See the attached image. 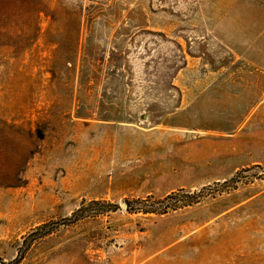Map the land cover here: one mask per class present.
Returning a JSON list of instances; mask_svg holds the SVG:
<instances>
[{"label":"rangeland","instance_id":"374dc122","mask_svg":"<svg viewBox=\"0 0 264 264\" xmlns=\"http://www.w3.org/2000/svg\"><path fill=\"white\" fill-rule=\"evenodd\" d=\"M0 264H264V0H0Z\"/></svg>","mask_w":264,"mask_h":264},{"label":"trees","instance_id":"16d2710c","mask_svg":"<svg viewBox=\"0 0 264 264\" xmlns=\"http://www.w3.org/2000/svg\"><path fill=\"white\" fill-rule=\"evenodd\" d=\"M246 169H241L237 171L233 176L228 179V183H233V186L237 184L238 180L242 176V173ZM205 188L202 187L201 190ZM201 190L199 191H184L183 189H179L177 191H172L161 198L152 199V198H145V199H135L132 201H126V209L128 211L138 213L141 212L143 214L147 213H164L168 211V209H176L180 206L189 205L194 202L198 201L199 193H202ZM82 210L80 208L73 211V216L76 219L81 218L82 215L78 214L79 211ZM43 227V226H42Z\"/></svg>","mask_w":264,"mask_h":264},{"label":"water","instance_id":"95a60500","mask_svg":"<svg viewBox=\"0 0 264 264\" xmlns=\"http://www.w3.org/2000/svg\"><path fill=\"white\" fill-rule=\"evenodd\" d=\"M126 205L124 204V207H125Z\"/></svg>","mask_w":264,"mask_h":264}]
</instances>
